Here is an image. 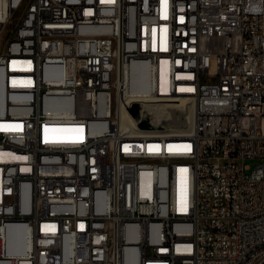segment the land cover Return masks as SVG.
<instances>
[{
    "label": "built area",
    "instance_id": "obj_1",
    "mask_svg": "<svg viewBox=\"0 0 264 264\" xmlns=\"http://www.w3.org/2000/svg\"><path fill=\"white\" fill-rule=\"evenodd\" d=\"M7 1L0 264H264V0Z\"/></svg>",
    "mask_w": 264,
    "mask_h": 264
},
{
    "label": "bare ground",
    "instance_id": "obj_2",
    "mask_svg": "<svg viewBox=\"0 0 264 264\" xmlns=\"http://www.w3.org/2000/svg\"><path fill=\"white\" fill-rule=\"evenodd\" d=\"M25 1V0H24ZM40 2H44V0H26V4H39ZM8 10V1L7 0H0V12ZM6 25H2V32H5ZM134 70H141V63H134ZM148 75L145 73L136 74L135 80L137 87L140 89L145 88V79ZM145 101H153V93H145ZM184 103L175 104V107L170 110H164L162 114L159 112L157 113L159 117L158 122L160 125H169L172 128V132L175 133H188L192 128L193 123V107L190 106L189 114L185 117L178 115L177 109L180 106H183ZM164 113V114H163ZM166 117H162L166 115ZM15 242H10L9 244V251L16 252V253H23L25 249V241H18V248H15L17 245H14ZM22 264H26V261L22 259ZM129 264H138V260H131Z\"/></svg>",
    "mask_w": 264,
    "mask_h": 264
},
{
    "label": "rangeland",
    "instance_id": "obj_3",
    "mask_svg": "<svg viewBox=\"0 0 264 264\" xmlns=\"http://www.w3.org/2000/svg\"><path fill=\"white\" fill-rule=\"evenodd\" d=\"M26 7V0L22 3V5L15 10L9 21L7 22L6 25V29H5V33L3 34L4 38H7L16 28L19 18L22 14V12L24 11V8ZM189 110H190V105L189 104H185L183 106H180L177 109V113L178 115L185 117L189 114ZM246 162L251 166V168L253 169L256 164H260V163H264V159H260V158H252V159H247ZM250 170H247V173H249Z\"/></svg>",
    "mask_w": 264,
    "mask_h": 264
}]
</instances>
